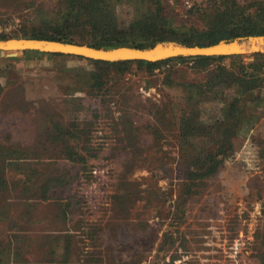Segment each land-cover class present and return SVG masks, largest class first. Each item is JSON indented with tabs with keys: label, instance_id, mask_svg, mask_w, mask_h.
<instances>
[{
	"label": "rangeland",
	"instance_id": "1",
	"mask_svg": "<svg viewBox=\"0 0 264 264\" xmlns=\"http://www.w3.org/2000/svg\"><path fill=\"white\" fill-rule=\"evenodd\" d=\"M138 1L113 3L121 25L155 11L181 31L245 13L264 28V0ZM74 4L0 0V41L73 33L64 13L96 15ZM24 51L0 50V264H264V95L223 136L238 87L210 77L230 60L100 85L113 67Z\"/></svg>",
	"mask_w": 264,
	"mask_h": 264
},
{
	"label": "trees",
	"instance_id": "2",
	"mask_svg": "<svg viewBox=\"0 0 264 264\" xmlns=\"http://www.w3.org/2000/svg\"><path fill=\"white\" fill-rule=\"evenodd\" d=\"M114 1V2H113ZM121 0H99L96 3L84 5L79 0H72L74 6L77 7L76 12L80 9H92L96 15L92 18L80 19L81 14L64 13L61 16V22L55 25H61L63 29H72L73 33L54 32L46 35H32L31 37L61 40L64 42L87 43L96 48L114 47L119 45L135 46L144 48L153 45L155 42L163 40H173L186 45L204 46L216 43L221 39L231 40L236 37L248 35L264 34V28L261 30H251L248 28V16L245 13L236 18H221L216 23L209 24L205 28L189 27L184 31L186 26L179 29L167 23L166 19L156 13H151L148 17L143 16L126 25H121L116 20L114 14L113 3ZM139 3L138 0H133ZM24 53H39L37 50H25ZM51 55H60L61 53H49ZM75 57V56H67ZM78 57V56H76ZM191 60L202 66H208L213 61L225 62L230 60L232 65L226 69L224 66L218 65L214 74L210 78L215 83L236 84L238 87L237 97L232 98L229 104L227 120L223 127V136H232L234 129L245 118L246 106L245 101L257 102L264 89V53L253 55V61L249 63L242 62V57L237 55L227 56H176L161 61L146 60H124L119 62H108L102 60L87 59L92 65H96L101 69L113 67L114 74H106L96 76L100 85H107L110 82L114 85L120 81L122 77L129 72L132 66L142 68L150 75L156 69L162 68L171 62H183ZM102 77V78H101ZM96 82V80H94ZM221 150H218V152Z\"/></svg>",
	"mask_w": 264,
	"mask_h": 264
},
{
	"label": "water",
	"instance_id": "3",
	"mask_svg": "<svg viewBox=\"0 0 264 264\" xmlns=\"http://www.w3.org/2000/svg\"><path fill=\"white\" fill-rule=\"evenodd\" d=\"M16 41L15 45L7 46L8 41ZM35 44V47L29 46ZM40 50L43 52L61 53L79 56L92 60L121 61L146 60L161 61L176 56H220L229 54L244 55L253 52H264V36H250L246 39L234 38L219 40L204 46L185 45L173 41L156 43L153 46L138 48L130 46L99 47L85 43L64 42L61 40L7 38L0 41V50L15 54L22 50Z\"/></svg>",
	"mask_w": 264,
	"mask_h": 264
},
{
	"label": "bare ground",
	"instance_id": "4",
	"mask_svg": "<svg viewBox=\"0 0 264 264\" xmlns=\"http://www.w3.org/2000/svg\"><path fill=\"white\" fill-rule=\"evenodd\" d=\"M15 43H17V42H16V41H11V40H10V41L7 42V46H8V47H9V45H12V46H13V45H15ZM29 46H31V47H35V44H29Z\"/></svg>",
	"mask_w": 264,
	"mask_h": 264
}]
</instances>
